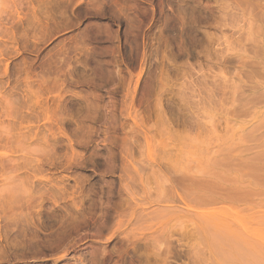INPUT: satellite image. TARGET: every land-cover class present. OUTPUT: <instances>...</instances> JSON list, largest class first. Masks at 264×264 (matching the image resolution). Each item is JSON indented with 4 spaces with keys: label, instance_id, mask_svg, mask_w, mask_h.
I'll use <instances>...</instances> for the list:
<instances>
[{
    "label": "rangeland",
    "instance_id": "374dc122",
    "mask_svg": "<svg viewBox=\"0 0 264 264\" xmlns=\"http://www.w3.org/2000/svg\"><path fill=\"white\" fill-rule=\"evenodd\" d=\"M0 264H264V0H0Z\"/></svg>",
    "mask_w": 264,
    "mask_h": 264
}]
</instances>
